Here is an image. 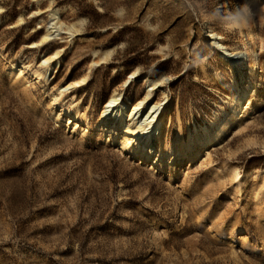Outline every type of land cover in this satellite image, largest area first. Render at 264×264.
<instances>
[{
  "label": "rangeland",
  "instance_id": "obj_1",
  "mask_svg": "<svg viewBox=\"0 0 264 264\" xmlns=\"http://www.w3.org/2000/svg\"><path fill=\"white\" fill-rule=\"evenodd\" d=\"M53 8L79 31L33 47ZM208 27L235 48L253 33L264 94V0H0V264H264V101L169 168L95 128L114 91L144 97L148 76L168 78L164 153L222 117L231 74ZM60 48L58 72L31 77Z\"/></svg>",
  "mask_w": 264,
  "mask_h": 264
},
{
  "label": "bare ground",
  "instance_id": "obj_2",
  "mask_svg": "<svg viewBox=\"0 0 264 264\" xmlns=\"http://www.w3.org/2000/svg\"><path fill=\"white\" fill-rule=\"evenodd\" d=\"M49 15L50 20L44 38L40 42H36L37 45L33 44V47L40 46L49 39L62 41L63 34L71 38L79 31L75 25H67L61 20L59 8H53ZM235 22V25H243V15L240 14ZM206 32L211 45L217 49L218 58L231 74L232 89L225 99L228 110L221 107L222 117L210 121L207 125L194 126L187 138L179 136L180 132H178L176 138L178 146H171L168 148L170 153H164V149H166L164 137L168 123L166 113L168 112L169 97L167 98L162 87L168 78L165 75L148 76L143 78L146 83L144 97L134 100L128 96L125 97L122 91H114L107 98L102 106L99 123L95 127L98 134L105 135L113 140L116 138L121 139L122 147L129 149L133 155L139 154L142 158H150L153 154L154 161H157L164 168H169L173 167V156L176 154L194 158L191 151L195 147L205 151L217 140L224 138L227 132L235 128L238 122H243L251 116L254 110L264 101L263 90L258 86V66L260 62L253 44L255 40L253 39V33H249L248 42L243 44L242 48H235L227 46L224 42V36L215 29L208 27ZM61 50V48L57 49L49 56H47V53V55H43L40 67L29 69L31 77L37 80L43 77L44 81H48L54 72H58L57 67L61 65L63 59ZM94 64L95 66L99 65V62H94ZM244 64L245 66H243ZM246 66L247 69L249 68L247 73L244 71ZM10 68L12 71H16L17 76H21L25 70H28L25 65L17 69L16 65L10 64ZM136 78V72L132 73L127 80L125 79V85H130ZM79 82L80 80L74 81L58 88L57 94H52V103L57 104L63 98L65 92H69L76 86L83 84L82 81V84ZM156 90L163 92V100L155 99ZM255 92L257 103L252 105L251 99ZM62 110L69 115L68 120L71 123V119H74L76 115L70 114L65 108H62ZM75 113L77 114L78 110ZM75 126H77V123H75ZM85 127L88 129L90 125L86 123ZM153 148L154 150H152Z\"/></svg>",
  "mask_w": 264,
  "mask_h": 264
}]
</instances>
